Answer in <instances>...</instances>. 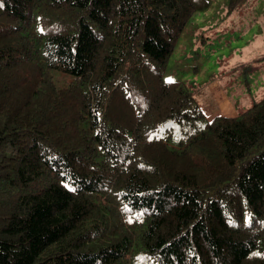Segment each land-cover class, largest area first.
<instances>
[{
  "label": "trees",
  "instance_id": "obj_1",
  "mask_svg": "<svg viewBox=\"0 0 264 264\" xmlns=\"http://www.w3.org/2000/svg\"><path fill=\"white\" fill-rule=\"evenodd\" d=\"M209 5L0 0V264H264V96L164 79Z\"/></svg>",
  "mask_w": 264,
  "mask_h": 264
},
{
  "label": "rangeland",
  "instance_id": "obj_2",
  "mask_svg": "<svg viewBox=\"0 0 264 264\" xmlns=\"http://www.w3.org/2000/svg\"><path fill=\"white\" fill-rule=\"evenodd\" d=\"M226 3L210 0L193 15L164 73L192 90L207 119L236 115L264 96V0L239 16H224Z\"/></svg>",
  "mask_w": 264,
  "mask_h": 264
},
{
  "label": "crops",
  "instance_id": "obj_3",
  "mask_svg": "<svg viewBox=\"0 0 264 264\" xmlns=\"http://www.w3.org/2000/svg\"><path fill=\"white\" fill-rule=\"evenodd\" d=\"M237 114V113H236ZM235 115V114H234ZM230 116H233V115H230Z\"/></svg>",
  "mask_w": 264,
  "mask_h": 264
}]
</instances>
